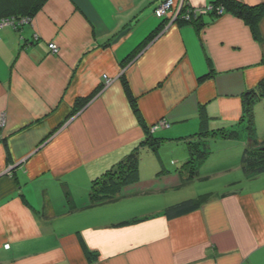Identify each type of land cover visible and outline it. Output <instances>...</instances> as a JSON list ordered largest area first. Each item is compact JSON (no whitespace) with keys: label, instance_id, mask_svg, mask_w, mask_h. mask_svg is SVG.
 I'll return each mask as SVG.
<instances>
[{"label":"crops","instance_id":"crops-1","mask_svg":"<svg viewBox=\"0 0 264 264\" xmlns=\"http://www.w3.org/2000/svg\"><path fill=\"white\" fill-rule=\"evenodd\" d=\"M164 1L47 0L29 23L0 30V264H264V172L246 175L240 161L244 97L264 78V17L259 38L232 14L150 38L165 22L155 15ZM163 120L158 141L143 145ZM232 131L240 139H223ZM210 139L227 145L207 150L189 179L187 163ZM166 145L179 150L171 164ZM135 152L140 181L95 201L94 181ZM216 181L225 189L201 195L195 186ZM187 200L200 208L166 217Z\"/></svg>","mask_w":264,"mask_h":264},{"label":"trees","instance_id":"trees-1","mask_svg":"<svg viewBox=\"0 0 264 264\" xmlns=\"http://www.w3.org/2000/svg\"><path fill=\"white\" fill-rule=\"evenodd\" d=\"M46 2L47 0H0V19H14L17 22V25L19 24V28L21 25L18 22H21L22 20H31L44 7ZM207 6L212 7V9L209 10L206 15L199 16L198 19H193L190 21H182L179 19L175 24L179 26L193 25L198 30H200L210 22L209 20L218 19L225 14H232L245 21L252 29L253 34L256 38L260 37L259 23L264 17V3L256 6H250L237 0H209V4ZM188 9L189 7H184L182 13L184 14ZM167 23V21L163 22L161 27H159L157 31L151 35L150 38L155 36L156 33H159L162 28L167 25ZM203 80L204 78L201 79L200 82H202ZM122 81L124 83L126 95L133 106L134 112L142 122L137 102L124 75L122 77ZM100 92L101 89H97L94 94L89 96L88 98L78 100L75 103V107L73 109V112L71 113V116H74L80 110H82L86 106V104ZM262 99H264V78L260 81L255 90L249 92L244 97L243 112L245 115L244 118L246 119V123L244 125L245 132H241L246 136V143L240 161L241 168L246 175L259 174L264 172V138L261 139L256 135L253 113L256 101ZM241 132L232 131L230 133L223 134L222 137L223 139L230 137L232 139H240ZM155 133H149L148 131L147 139L143 143V145H151L152 142L158 141L157 139L153 138ZM202 145V150H199L196 154H192V156H195L196 158L194 157L195 159L191 160V162L187 163L186 165L190 170L189 179H192L199 174V170L196 166L197 161L206 160L208 155L210 154L209 151L206 150L205 143ZM188 146L189 148H191L189 151L194 149V145L190 144ZM139 165V154L135 152L129 155L116 168L107 171L104 175L96 179L93 185L94 200L99 202L106 201L107 199H111L114 197V195L118 194L120 192L119 188L139 182ZM108 189H115L116 192H114L111 196H107L106 193H108ZM200 204L201 203L199 202V200H187L168 207L165 211V214L169 219L177 218L199 209ZM85 250L90 261L96 258L97 255L91 253L86 246Z\"/></svg>","mask_w":264,"mask_h":264},{"label":"built area","instance_id":"built-area-1","mask_svg":"<svg viewBox=\"0 0 264 264\" xmlns=\"http://www.w3.org/2000/svg\"><path fill=\"white\" fill-rule=\"evenodd\" d=\"M184 8V3L176 4L173 0H165L161 5L157 8L155 11V15L159 19H165L168 21L167 25L175 24L177 20H184V21H190L198 19L199 16L206 15L209 10L212 9V7L207 6L204 9H193L189 8L184 14L182 13V10ZM29 20H22L20 23L25 24L28 23ZM19 25V24H18ZM17 22L14 19L6 18L2 19L0 21V30L5 27H13L14 29L18 28ZM49 49L53 54H57L59 52L58 46L55 43L49 44ZM104 83L110 84V81L105 76L104 77ZM5 124V118L4 115L0 117V126H4ZM168 127L167 123L165 121H160L158 124L152 126L150 128L151 133H155L161 128ZM5 249H9L10 245H5Z\"/></svg>","mask_w":264,"mask_h":264},{"label":"rangeland","instance_id":"rangeland-1","mask_svg":"<svg viewBox=\"0 0 264 264\" xmlns=\"http://www.w3.org/2000/svg\"><path fill=\"white\" fill-rule=\"evenodd\" d=\"M109 81L111 84L112 81L111 80H109ZM110 84L107 85V83H104L103 85H105V87H108ZM103 85L100 88L101 91L103 90V87H104ZM253 113H254L256 135L259 138L263 139L264 138V99L256 101V103L254 105ZM3 127L4 126L2 125L1 128H3ZM148 131H149V133H151L150 128L147 129V132ZM207 142L206 141L204 142L206 145V150H211V152H215V150H219L220 148L227 145V143L224 140L216 141V140L210 139V142H209L210 144H206ZM186 147H188V145ZM184 149H185V146H184ZM175 151H179L177 146H167L166 145L160 149V152L166 153L167 161L170 162V164H171V160L174 158L172 156L174 155ZM161 155L163 156V154H161ZM212 157H213L212 159H214V157H216V154H213ZM215 165H217V164H215ZM229 173H225V174H229ZM213 180H216V178H213L212 181ZM214 182H212L211 184H209V182H205L203 184H202V182L201 183L197 182L198 185H195V186L197 187V189L202 190V191H200L201 195L207 194L208 189H213V190H224L225 189L224 184L220 185L221 183H223V181H221V183L219 181H216V183H214ZM203 188H205V189L203 190ZM199 198H201V197H199Z\"/></svg>","mask_w":264,"mask_h":264},{"label":"water","instance_id":"water-1","mask_svg":"<svg viewBox=\"0 0 264 264\" xmlns=\"http://www.w3.org/2000/svg\"><path fill=\"white\" fill-rule=\"evenodd\" d=\"M131 30V27H127L126 29L122 30L111 42L112 44H116L117 42H119L125 35H127L129 33V31Z\"/></svg>","mask_w":264,"mask_h":264},{"label":"clouds","instance_id":"clouds-1","mask_svg":"<svg viewBox=\"0 0 264 264\" xmlns=\"http://www.w3.org/2000/svg\"><path fill=\"white\" fill-rule=\"evenodd\" d=\"M207 7V6H206ZM193 9H195V8H193ZM196 9H199V8H196ZM4 19H6V18H4ZM30 21V20H29ZM165 21H167V20H165ZM168 22V21H167ZM18 23H20V22H18ZM29 23V22H28ZM20 25L22 26V25H24V24H22V23H20ZM19 26V25H18ZM17 29H19V28H17ZM164 121V120H163ZM158 124V123H157ZM157 132V131H156Z\"/></svg>","mask_w":264,"mask_h":264},{"label":"bare ground","instance_id":"bare-ground-1","mask_svg":"<svg viewBox=\"0 0 264 264\" xmlns=\"http://www.w3.org/2000/svg\"><path fill=\"white\" fill-rule=\"evenodd\" d=\"M4 118H5V116H4Z\"/></svg>","mask_w":264,"mask_h":264}]
</instances>
